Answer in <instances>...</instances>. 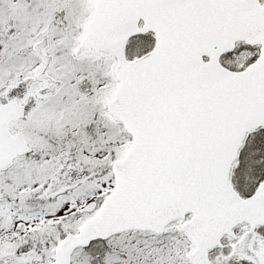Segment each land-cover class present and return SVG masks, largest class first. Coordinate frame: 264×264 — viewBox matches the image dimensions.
<instances>
[{"label":"snow or ice","instance_id":"obj_1","mask_svg":"<svg viewBox=\"0 0 264 264\" xmlns=\"http://www.w3.org/2000/svg\"><path fill=\"white\" fill-rule=\"evenodd\" d=\"M0 264H264V0H0Z\"/></svg>","mask_w":264,"mask_h":264}]
</instances>
